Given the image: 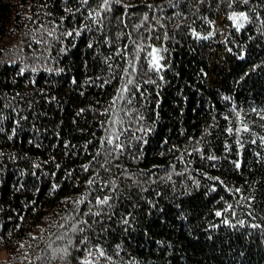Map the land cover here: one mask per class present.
<instances>
[{
    "label": "trees",
    "instance_id": "obj_1",
    "mask_svg": "<svg viewBox=\"0 0 264 264\" xmlns=\"http://www.w3.org/2000/svg\"><path fill=\"white\" fill-rule=\"evenodd\" d=\"M0 250L264 264V0H0Z\"/></svg>",
    "mask_w": 264,
    "mask_h": 264
},
{
    "label": "rangeland",
    "instance_id": "obj_2",
    "mask_svg": "<svg viewBox=\"0 0 264 264\" xmlns=\"http://www.w3.org/2000/svg\"><path fill=\"white\" fill-rule=\"evenodd\" d=\"M234 17H235V14H229L228 17H227V20L229 21L230 19H232ZM236 18H241V17L239 15H237ZM227 20H226V23H227ZM238 20H239V22H241V19H238ZM221 27H222V25H221ZM97 255H98V252L97 253H94L92 256H95L96 258H92V256H91L89 260H91L93 263L95 261H102V260H104V258L102 256H100V255L97 256ZM6 257H7V252L5 250H0V259L6 258ZM89 260H87V261H89Z\"/></svg>",
    "mask_w": 264,
    "mask_h": 264
}]
</instances>
